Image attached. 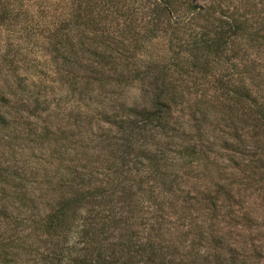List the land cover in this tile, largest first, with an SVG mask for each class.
Masks as SVG:
<instances>
[{
    "label": "rangeland",
    "instance_id": "rangeland-1",
    "mask_svg": "<svg viewBox=\"0 0 264 264\" xmlns=\"http://www.w3.org/2000/svg\"><path fill=\"white\" fill-rule=\"evenodd\" d=\"M44 2L50 4V14L41 21L49 24L66 5L61 7L57 0H34L30 5L42 12ZM174 2L176 17L191 19L188 23L195 22L192 29L198 32L206 26L205 7L216 4ZM252 2L259 10L257 19H263L264 0ZM188 3L198 5L193 15L188 14ZM120 8L126 9L124 1ZM161 19L152 34L151 20L139 16L136 40H16L17 71L0 63V119L7 118V126L0 125V171L10 186L0 191V208L16 192L13 186L34 193L33 204L9 212L14 220L0 214V233H15L33 246L34 254L46 253L43 219L57 200L86 191L102 196L97 205L106 204L104 209L113 212L119 225L135 224L136 231L151 219L156 205L168 207L167 223L174 226L182 216L178 210L193 204V210L187 207L188 224L194 227L188 241L195 242L198 252L203 254L211 243L213 251L220 252L223 239L225 253L237 249L247 259L239 264H264V170L253 175L245 168L249 156L264 152V134L251 132L244 138L247 156L240 170L228 161L233 155L223 151L224 140L233 141L238 127V101L229 91L236 92L243 80L252 78L253 95L264 105V39H231L234 44L229 42L226 53L216 58V46L200 44L195 50L183 45L170 19ZM209 30L214 32L210 26L203 29ZM55 44L59 53L53 50ZM123 45L124 53L119 52ZM111 55L103 70L93 69L101 67L96 58ZM160 90L169 103L168 124L147 127L142 112L156 103ZM191 156L198 160L190 162ZM161 174L165 184L157 180ZM217 192L218 205L224 208L216 213L208 197ZM205 223L207 229L197 228ZM117 232L112 229L110 236L116 238ZM187 232L181 229L175 239L169 235L165 240L177 241L179 251L188 252L192 245L182 243ZM202 233L209 235L200 244Z\"/></svg>",
    "mask_w": 264,
    "mask_h": 264
},
{
    "label": "trees",
    "instance_id": "trees-1",
    "mask_svg": "<svg viewBox=\"0 0 264 264\" xmlns=\"http://www.w3.org/2000/svg\"><path fill=\"white\" fill-rule=\"evenodd\" d=\"M33 1L15 0V4L14 0H0V63L2 61L5 69L8 67L12 72L17 71L16 61L20 54L19 51V53H14L16 40H92L93 38V40H114L112 42L114 43L115 40H128L129 36L132 37L130 39L136 40L140 34L139 16H142L144 21L145 18L151 20L149 23L154 26L152 34L158 31V25L162 23L161 17L166 16L170 19L175 32L179 33V39H177L179 42L193 47L195 50L199 48L200 44H204L205 47L209 46V48L216 46V58L226 53L229 42L234 44V41H230L231 39L240 40L242 38L252 42L264 39V18L257 19L256 13L259 10L254 6L252 0H232L231 2L208 0L216 4L208 8L205 7L204 15L207 18L206 26L202 25V32L192 29L195 22L192 21V24H189L191 19L188 21L187 17L182 19L176 17L179 10L174 4V0H159L158 2L154 0V2L151 0H57L60 6L65 4L66 7L59 13L54 10L60 15L49 24H44L41 20L45 15L50 14L48 11L50 4L44 2L47 5L41 7L43 10L40 12L32 8L33 3L30 5V2ZM123 1L126 9L120 8ZM226 4H228L227 7ZM18 7L22 8L19 10ZM262 8L263 12L261 11L260 15H264L263 2ZM188 9V14L193 15L198 10V5L188 3ZM39 15H42L40 19ZM108 24H115L117 29H111ZM207 26L213 27L214 32L203 31ZM117 33L119 36L116 35ZM119 37L120 39H118ZM56 44L58 45V43ZM56 44L53 50L59 53L61 50ZM81 46L84 47L85 44H81ZM122 47L119 52L124 53L125 46ZM11 53L14 54L11 55ZM44 58L47 62L46 56ZM113 58V55L109 58H101L102 60L96 58V63L101 67L93 69L103 70L105 62L111 61ZM76 61L78 60L76 59ZM123 80L127 79L123 78ZM251 80L250 82L243 80L236 92L229 91L230 96L232 98L235 96L238 101L239 117L237 119L238 127L235 124V134L232 136L234 139L233 141L224 140L223 151L233 155L229 156L228 161L233 163L238 170H240V166L244 165L247 156V153H244L246 146L244 138L251 132L264 134V105H259L253 95L254 81ZM158 94L156 103L142 112L141 118H144L147 127L155 122L160 123L161 127L168 124L165 119L170 116L169 112L167 113L169 103L164 100L165 91L160 90ZM69 97L70 93L67 99ZM6 119H0V125L3 127L7 126ZM139 129L141 128L139 127ZM133 130L128 131L131 148L134 145L131 142L135 132ZM234 141H242V143L237 145ZM202 153L204 154V152ZM237 155L241 158H237ZM193 157L187 159L194 163L198 158ZM249 157L251 158L250 164L245 166L247 170L254 172L253 175L261 169L264 170V152L256 151ZM157 180L163 181L164 184L167 182L165 176ZM7 181L5 173L0 171V191L5 192L4 189L10 187ZM12 183L14 185L15 182ZM166 185L168 187V183ZM13 187L17 189L16 192L0 208L1 217L6 221L15 219L11 213L13 209H16V206L25 208L29 206L28 203L33 204L30 196L34 192L31 189L18 185ZM100 199L102 196L95 193L77 191L57 200L40 226V230L46 238L41 242L47 248L46 253L34 254L33 246H30L25 239L20 237L17 239L15 233L12 236L11 233L2 231L0 233V264H239L243 263L242 260L245 259L243 253L238 252L237 249L225 253L222 248L223 239H220V252L213 251L212 243L206 245L207 248L203 254L198 252L194 247L195 242L188 241L191 229L194 227L188 224L191 220L188 217L187 207L193 210V204L185 206L184 211L178 210L182 216L176 224H173L174 226L167 223L165 210L168 207L165 204L156 205L151 209V219L145 224H141V230L136 231L135 224L127 222L119 225L113 212L104 209L106 204L97 205V201ZM208 200L211 209H215L216 213L223 210L224 206L218 205L219 192L214 196L209 195ZM9 212H11L10 215ZM249 220L250 218L247 221ZM206 226L205 223L197 228L207 229L208 226L207 228ZM112 229L119 232L116 238L113 235L110 236ZM181 229L188 231L182 243L191 244L193 250L180 252L176 244L177 241L168 242L165 240V237L169 235L172 240L175 239L176 233ZM206 235L209 234L202 233L199 238L200 244L204 243ZM166 245L168 247L165 248ZM33 257L39 258L32 260ZM245 260L247 261V259ZM246 261L244 264H247Z\"/></svg>",
    "mask_w": 264,
    "mask_h": 264
}]
</instances>
